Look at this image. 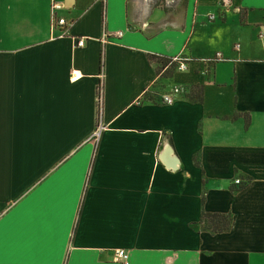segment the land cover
<instances>
[{"label": "crops", "instance_id": "crops-1", "mask_svg": "<svg viewBox=\"0 0 264 264\" xmlns=\"http://www.w3.org/2000/svg\"><path fill=\"white\" fill-rule=\"evenodd\" d=\"M218 1L0 0V264H264V0Z\"/></svg>", "mask_w": 264, "mask_h": 264}, {"label": "built area", "instance_id": "built-area-1", "mask_svg": "<svg viewBox=\"0 0 264 264\" xmlns=\"http://www.w3.org/2000/svg\"><path fill=\"white\" fill-rule=\"evenodd\" d=\"M104 1V0H102ZM232 0H219L218 3L221 6L222 9L230 8ZM61 8V4H59L56 1H52L50 5V13H51V24H50V30L54 34L55 32H58L57 37H63L65 35V27H66V20L62 17L56 16V11ZM209 20H214L215 15L213 13H208L207 15ZM121 32H115L114 34H111L114 37L121 36ZM106 36V35H105ZM84 44V39L79 38L75 40V46H82ZM238 45H236L237 47ZM220 53H216L214 57L207 58V59H200L198 62L203 66V70H201V73H207L208 67L210 64H214L215 62L222 60ZM193 61L190 57L184 55L183 53H178L177 55H174L169 58L168 62L164 65V67L168 66H175L177 70H186L188 68V64ZM183 89L180 86H173L168 92L161 95L159 102L161 104H171L174 100V96L181 93ZM102 126H98L97 129L94 132L95 136H98L100 129ZM240 179L236 178L235 183H239ZM128 259V253L124 249H116L113 252L112 255V261L115 263H126Z\"/></svg>", "mask_w": 264, "mask_h": 264}, {"label": "trees", "instance_id": "trees-1", "mask_svg": "<svg viewBox=\"0 0 264 264\" xmlns=\"http://www.w3.org/2000/svg\"><path fill=\"white\" fill-rule=\"evenodd\" d=\"M150 60H156L160 63V66H164L169 58L156 56L153 54L148 55ZM174 67V66H173ZM200 86H193L187 98L191 101H201ZM199 222L203 225V227L212 233H220L229 229L231 224V217L229 214L224 213H209L205 211H201Z\"/></svg>", "mask_w": 264, "mask_h": 264}, {"label": "snow or ice", "instance_id": "snow-or-ice-1", "mask_svg": "<svg viewBox=\"0 0 264 264\" xmlns=\"http://www.w3.org/2000/svg\"><path fill=\"white\" fill-rule=\"evenodd\" d=\"M0 244H2V242H0Z\"/></svg>", "mask_w": 264, "mask_h": 264}]
</instances>
